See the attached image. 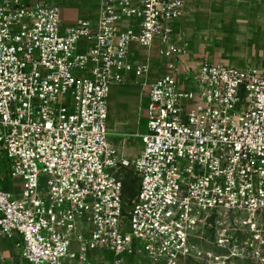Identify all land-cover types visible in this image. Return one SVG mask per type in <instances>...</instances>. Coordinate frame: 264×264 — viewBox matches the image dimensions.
I'll use <instances>...</instances> for the list:
<instances>
[{"label": "built area", "instance_id": "1", "mask_svg": "<svg viewBox=\"0 0 264 264\" xmlns=\"http://www.w3.org/2000/svg\"><path fill=\"white\" fill-rule=\"evenodd\" d=\"M96 1V24L62 31L59 6L0 0V237L22 239L29 264H264V70L206 61L192 88L150 82L131 47L184 54L187 0ZM128 71L148 90L147 128L116 145L110 98Z\"/></svg>", "mask_w": 264, "mask_h": 264}, {"label": "crops", "instance_id": "2", "mask_svg": "<svg viewBox=\"0 0 264 264\" xmlns=\"http://www.w3.org/2000/svg\"><path fill=\"white\" fill-rule=\"evenodd\" d=\"M26 5H56L61 9L62 31L75 26L80 20L96 24L100 3L96 0H22ZM188 42L184 54L166 58L159 53V44L146 50L138 44L131 47L132 61L151 63L150 82L164 75L175 74L186 87L192 71L210 61L233 67L253 66L264 70V2L257 0H187L186 14L178 22ZM174 63L179 73L170 64ZM126 83L116 85L110 98L109 127L113 132L137 131L140 117L147 120L146 109L141 108V97L148 90L137 84L133 71L125 73ZM136 139L135 141H137ZM9 241L0 239V264H26L17 245V236ZM75 250L78 245L73 246ZM28 264V263H27Z\"/></svg>", "mask_w": 264, "mask_h": 264}, {"label": "rangeland", "instance_id": "3", "mask_svg": "<svg viewBox=\"0 0 264 264\" xmlns=\"http://www.w3.org/2000/svg\"><path fill=\"white\" fill-rule=\"evenodd\" d=\"M140 87H142L139 84ZM143 88V87H142ZM149 103L148 97L145 96V94L141 97V108L142 110L147 108V105ZM147 128V120L140 117L137 125V131L134 132H145ZM121 139V134H118L116 132H111L110 140L113 141L116 145L119 144ZM136 139L130 140L125 146H120V149L124 154L127 156V158L130 161H133L139 154L142 149V142L140 139L135 141ZM10 169L9 163L6 160V158H2L0 161V173L5 175L6 172H8ZM8 180L6 183L3 184V189L10 191L12 193H19L21 191L22 187V181L20 179H11L10 176L7 175L6 177ZM125 184H126V196L128 199L132 200L135 196V192L138 187V181L132 171H127L125 175ZM1 242L2 241H9L10 239L7 237H0ZM22 240L20 238L16 239V245L17 243ZM27 264V262H26ZM29 264V263H28Z\"/></svg>", "mask_w": 264, "mask_h": 264}, {"label": "trees", "instance_id": "4", "mask_svg": "<svg viewBox=\"0 0 264 264\" xmlns=\"http://www.w3.org/2000/svg\"><path fill=\"white\" fill-rule=\"evenodd\" d=\"M136 193V192H135Z\"/></svg>", "mask_w": 264, "mask_h": 264}]
</instances>
